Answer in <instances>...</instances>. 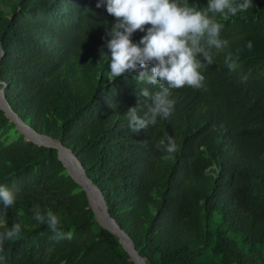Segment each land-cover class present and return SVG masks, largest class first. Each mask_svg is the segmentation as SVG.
Listing matches in <instances>:
<instances>
[{
    "label": "trees",
    "instance_id": "obj_1",
    "mask_svg": "<svg viewBox=\"0 0 264 264\" xmlns=\"http://www.w3.org/2000/svg\"><path fill=\"white\" fill-rule=\"evenodd\" d=\"M101 2L0 0L8 104L36 132L72 150L146 264H264V0L217 17L229 44L204 73L206 90H173L170 117L138 132L126 114L141 100L143 115L139 91L157 89L135 79L142 69L108 79L101 49L108 53L105 27L116 18ZM187 2L203 9L208 0ZM145 34L137 31L133 42ZM238 50L232 72L224 58ZM165 136L175 139L176 153L158 149ZM0 186L21 197L0 219L25 225L23 238L5 245L3 264H134L96 222L56 151L25 142L2 111ZM36 205L58 215L72 239H52L32 219Z\"/></svg>",
    "mask_w": 264,
    "mask_h": 264
},
{
    "label": "clouds",
    "instance_id": "obj_2",
    "mask_svg": "<svg viewBox=\"0 0 264 264\" xmlns=\"http://www.w3.org/2000/svg\"><path fill=\"white\" fill-rule=\"evenodd\" d=\"M102 0L97 4L101 7ZM253 0H208L206 8L200 9L187 0H106L107 12L116 18V22L106 29L108 53L101 49L103 58L108 59V79L136 72L135 79L140 83L154 86L157 90L143 88L138 97H144L146 104L143 115L140 114L141 100L137 107L128 110V126L133 132L155 127L160 120H167L174 110L173 90L191 87L206 90L207 68L214 62L216 52L228 47L229 41L221 38L224 24L217 19H228L252 8ZM150 27H146L149 26ZM146 32L138 41L133 42V34ZM110 37V39H108ZM245 47L253 48L248 41ZM110 53V55H109ZM239 50L237 54L228 52L224 58L225 66L232 72L239 68ZM4 52L0 49V56ZM151 65V71L148 68ZM242 82H246L247 75ZM158 149L174 154L178 145L171 136H165L157 145ZM20 194L6 186H0V205L4 216L14 207ZM18 215L22 216V213ZM32 219L40 225H46L53 234L52 239H72L71 231L65 232L58 215L51 210H42L39 205L32 209ZM24 221L18 219L10 227L0 219V264H3L5 245L23 238Z\"/></svg>",
    "mask_w": 264,
    "mask_h": 264
},
{
    "label": "water",
    "instance_id": "obj_3",
    "mask_svg": "<svg viewBox=\"0 0 264 264\" xmlns=\"http://www.w3.org/2000/svg\"><path fill=\"white\" fill-rule=\"evenodd\" d=\"M5 89L6 85L0 82V111L14 125L15 130L23 137V140L25 142H31L38 147L54 149L56 151L58 160L63 165L66 173L84 191L96 222L118 239L119 244L134 264H146L145 260L135 249L130 237L111 218L101 191L87 176L81 162L76 158L72 150L65 147L58 140L39 134L24 123L8 104L5 98ZM41 139H43V142L39 141Z\"/></svg>",
    "mask_w": 264,
    "mask_h": 264
},
{
    "label": "bare ground",
    "instance_id": "obj_4",
    "mask_svg": "<svg viewBox=\"0 0 264 264\" xmlns=\"http://www.w3.org/2000/svg\"><path fill=\"white\" fill-rule=\"evenodd\" d=\"M40 142H43V139L39 140Z\"/></svg>",
    "mask_w": 264,
    "mask_h": 264
}]
</instances>
